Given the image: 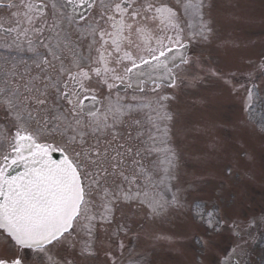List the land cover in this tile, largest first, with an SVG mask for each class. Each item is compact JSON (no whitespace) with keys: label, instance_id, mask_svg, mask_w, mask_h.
Masks as SVG:
<instances>
[{"label":"snow or ice","instance_id":"obj_1","mask_svg":"<svg viewBox=\"0 0 264 264\" xmlns=\"http://www.w3.org/2000/svg\"><path fill=\"white\" fill-rule=\"evenodd\" d=\"M211 8L212 0H0V264H149L129 243L139 240L140 215L190 219L196 231L183 235L201 254L253 264L264 207L243 210L227 159L210 191L182 179L175 93L164 91L202 67L190 49L210 44ZM253 67L261 83L253 72L240 80L203 71L240 98L239 128L264 136V63Z\"/></svg>","mask_w":264,"mask_h":264},{"label":"rangeland","instance_id":"obj_2","mask_svg":"<svg viewBox=\"0 0 264 264\" xmlns=\"http://www.w3.org/2000/svg\"><path fill=\"white\" fill-rule=\"evenodd\" d=\"M228 2L226 0L225 7ZM246 2L253 6L252 19L256 27L245 21L238 29L234 24L236 21L227 20L225 31L221 26L223 36L219 32L212 37L210 44L192 48L202 67L187 74L181 72L179 86L164 91L175 93L170 108L176 114L173 143L179 152L182 179L210 191L218 179L219 162L227 159L233 167L230 190L243 202L246 213L254 210L259 214L260 208L264 207V136L239 128L242 119L240 98L230 94L222 79L215 80L216 77L203 71L214 66L215 62L225 76L238 72L236 78L243 80L253 72L257 74V83H261L253 65L264 63V20L261 21L260 14L264 13V0L256 1L257 13L255 0ZM231 7H235L234 3ZM201 49L205 50L203 56L200 55ZM196 73H201L202 79L194 81L192 77ZM136 224L143 225L138 228L139 240H130L129 243L145 254L149 264H215L222 255L219 251L201 254L197 246L185 238L183 234L196 231V225L190 219L177 216L149 219L140 215ZM165 236L172 237V241L157 238ZM230 244L225 234L221 238V247L227 249ZM259 247L263 246L260 244ZM261 255H264L262 249L252 253L254 264L259 262Z\"/></svg>","mask_w":264,"mask_h":264},{"label":"flooded vegetation","instance_id":"obj_3","mask_svg":"<svg viewBox=\"0 0 264 264\" xmlns=\"http://www.w3.org/2000/svg\"><path fill=\"white\" fill-rule=\"evenodd\" d=\"M210 15L212 17V20L216 18V17H214L215 14H212V11H210ZM5 26H7V25H5Z\"/></svg>","mask_w":264,"mask_h":264}]
</instances>
